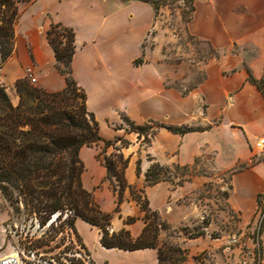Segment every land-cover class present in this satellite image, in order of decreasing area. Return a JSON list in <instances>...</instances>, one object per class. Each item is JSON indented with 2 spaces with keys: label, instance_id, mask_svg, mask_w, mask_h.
<instances>
[{
  "label": "crops",
  "instance_id": "1",
  "mask_svg": "<svg viewBox=\"0 0 264 264\" xmlns=\"http://www.w3.org/2000/svg\"><path fill=\"white\" fill-rule=\"evenodd\" d=\"M15 1L19 14L13 52L0 67V80L7 86L11 100L18 103L15 83L25 78V68L29 65L34 68L37 86L47 91L66 86L65 77L57 68L48 31L55 23L71 28L75 45L72 74L86 93L87 109L94 113L103 138L122 136L129 141L121 151L129 159L125 171L127 182L143 187L150 208L173 228L186 222L189 216V206L183 199L186 185L174 188L165 181L145 185V173L152 161L192 165L202 154L214 151L216 166L231 169L249 160L253 143L264 137V95L249 80L250 76L264 79V69L256 66L252 72L243 66L239 56L224 55L208 64L203 80L190 92L183 93L170 84L173 67L161 57L159 17L150 2ZM194 5V16L187 23L189 31L211 39L220 47L248 30L264 26V0H194ZM239 6L252 13L248 20H240L236 12ZM152 33L154 44L147 47L145 42ZM200 100L205 113L194 117ZM123 116L138 125L151 122L188 130L180 134L157 127L160 130L150 135L146 144L142 137L145 134L131 131ZM195 122L203 127L190 128ZM98 150L95 145L84 146L80 151L85 164L83 185L103 211L113 213L111 231L126 228L137 237L146 225L145 212L128 188L118 204L117 193L106 177L107 169L97 158ZM231 182L230 201L243 220L250 221L256 216L257 197L264 191V163L235 170ZM10 217L11 209L0 192V257L13 252ZM130 217L135 220L126 223ZM75 226L83 246L80 245L94 264H159L156 247L107 248L100 241L98 226L80 217Z\"/></svg>",
  "mask_w": 264,
  "mask_h": 264
},
{
  "label": "trees",
  "instance_id": "2",
  "mask_svg": "<svg viewBox=\"0 0 264 264\" xmlns=\"http://www.w3.org/2000/svg\"><path fill=\"white\" fill-rule=\"evenodd\" d=\"M159 10L160 0H146ZM191 13L195 10L194 0H189ZM0 67L13 52L14 29L19 9L15 0H0ZM192 15L187 18L191 20ZM48 38L55 50L57 68L64 75L66 86L58 91H47L33 86L26 78L15 83L19 101L14 104L7 86L0 80V192L10 203L21 202L24 211L39 220V226L48 225L68 228L75 234L79 243L75 221L78 217L98 226L101 229L100 241L107 248L137 249L156 247L159 253V264L165 257L172 259L174 252H182L181 247L169 248L170 254L163 256L162 246L158 243L160 232L168 228L160 214L152 210L144 188L133 186L127 182L125 171L128 158L120 151L129 141L122 136L105 139L100 135L99 123L94 113L87 109L86 93L79 86L72 74V59L75 52L74 32L60 23L52 24ZM138 62V61H137ZM249 80L264 95V79L253 76ZM77 97L82 99L78 106L73 103ZM123 120L131 131L139 135H147L149 129L165 127L174 133H184L188 129L181 126H165L160 124H135L128 117ZM104 147L97 158L107 169V179L117 193L118 204L123 200L125 189H130L133 199L145 212L146 225L141 234L133 237L126 228L111 231L113 213L103 211L82 181L85 170L80 151L84 146ZM121 142V145L117 143ZM109 148L113 151L108 152ZM119 150V152H118ZM164 168L159 162L150 165L145 173L147 185L164 180L160 176ZM140 167H138L139 172ZM264 191L257 197L258 206L264 207ZM119 209L117 206L116 210ZM60 212L57 220L67 214L59 223L52 221L54 214ZM130 217L126 223H132ZM264 218L260 223L262 227ZM175 260V258H173ZM172 261L174 263L175 261ZM171 262V261H170ZM94 263V262H93Z\"/></svg>",
  "mask_w": 264,
  "mask_h": 264
},
{
  "label": "rangeland",
  "instance_id": "3",
  "mask_svg": "<svg viewBox=\"0 0 264 264\" xmlns=\"http://www.w3.org/2000/svg\"><path fill=\"white\" fill-rule=\"evenodd\" d=\"M160 2L158 10L160 53L161 57L173 67L170 78L173 87L183 93L190 92L205 77V67L224 55L230 58L239 56L243 66L252 72L256 66L264 69L262 62L264 26L248 30L227 46L220 47L211 39L189 31L187 18L194 16L195 13H191L189 0H160ZM236 12L239 13L240 20H248L252 14L242 6L237 7ZM145 44L147 47L153 46V33L147 37ZM81 102L80 97L73 100L75 106H79ZM199 103V107L194 110V117H201L205 113V105L201 100ZM189 126L198 129L203 127L199 122ZM158 130L160 128L157 127L149 129L150 133ZM142 137L146 142L147 135ZM259 138L251 147L249 160L239 162L231 169L216 166L214 151L202 154L192 165L161 163L164 166L160 174L164 178L163 181L174 188L186 185L183 199L190 211L187 221L179 223L174 228L160 215L168 226L158 236L163 256H168L172 252L169 249L171 247L182 248V252H174L175 260L165 257L163 264H241L245 255H255L263 264L264 222L261 227L262 221H258L262 205H257L256 216L253 219L245 221L241 212L230 201L233 172L256 163H264V151L256 145ZM117 144L121 145V142ZM103 147L104 144L101 142L98 153ZM111 151L113 148L108 149V152ZM144 157L146 158V155ZM154 162L156 161H152ZM5 205L11 209L9 238L12 251H18L22 256L23 250L33 247L37 249L39 264H94L75 234L70 233L68 228L50 229L48 225L41 227L40 219L25 212L21 202L11 204L5 198ZM66 215V213L62 215L60 221L57 219L55 221L61 223ZM234 233L244 234V248L234 247L232 250H225L223 246L225 238Z\"/></svg>",
  "mask_w": 264,
  "mask_h": 264
},
{
  "label": "built area",
  "instance_id": "4",
  "mask_svg": "<svg viewBox=\"0 0 264 264\" xmlns=\"http://www.w3.org/2000/svg\"><path fill=\"white\" fill-rule=\"evenodd\" d=\"M25 78L31 83L36 84L37 83V77L35 75L34 68L32 66H28L25 69ZM256 145L261 148V150L264 151V137H261L258 139ZM60 212L53 215L51 222L55 221L58 217ZM264 218V208H262V211L259 214L258 221L261 222ZM69 230V229H67ZM70 233L71 230H69ZM69 240L70 237L68 236ZM244 234H230L225 238V241L223 243L225 250H232L234 247H241L244 248ZM251 260H250V259ZM39 259L37 255V249L33 247H29L25 250H23V255L21 256L18 251H13L11 253H8L6 255H3L0 257V264H39ZM241 264H261L260 258L254 256H247L245 255L244 258L241 260Z\"/></svg>",
  "mask_w": 264,
  "mask_h": 264
}]
</instances>
